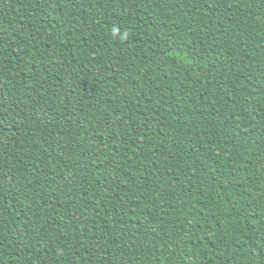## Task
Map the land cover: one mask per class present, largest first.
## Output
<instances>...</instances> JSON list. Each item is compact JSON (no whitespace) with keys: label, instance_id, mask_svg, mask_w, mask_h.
I'll use <instances>...</instances> for the list:
<instances>
[{"label":"trees","instance_id":"16d2710c","mask_svg":"<svg viewBox=\"0 0 264 264\" xmlns=\"http://www.w3.org/2000/svg\"><path fill=\"white\" fill-rule=\"evenodd\" d=\"M0 264H264V0H0Z\"/></svg>","mask_w":264,"mask_h":264}]
</instances>
